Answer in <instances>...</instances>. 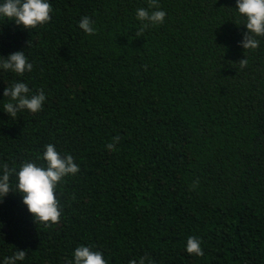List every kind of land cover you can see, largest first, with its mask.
I'll return each mask as SVG.
<instances>
[{"label": "trees", "instance_id": "obj_1", "mask_svg": "<svg viewBox=\"0 0 264 264\" xmlns=\"http://www.w3.org/2000/svg\"><path fill=\"white\" fill-rule=\"evenodd\" d=\"M48 2L51 20L34 29L0 17V59L21 50L33 65L22 76L0 68V175L4 164L46 167L47 144L79 172L57 185L50 226L11 175L0 264L19 249L16 264H69L81 245L108 264H264V36L242 47L236 0H158L164 22L140 37L147 0ZM16 82L43 90L39 112L3 111ZM189 236L202 256L187 253Z\"/></svg>", "mask_w": 264, "mask_h": 264}, {"label": "clouds", "instance_id": "obj_2", "mask_svg": "<svg viewBox=\"0 0 264 264\" xmlns=\"http://www.w3.org/2000/svg\"><path fill=\"white\" fill-rule=\"evenodd\" d=\"M148 7L138 8L136 17L141 21V27L137 30V37L150 26L162 24L166 13L159 10L158 0H147ZM149 9H156L149 11ZM236 9L238 13L246 17L244 24L247 31L243 34L240 44L244 49H256L259 47L260 40L257 37L264 36V0H236ZM52 5L48 0H3L0 3V17L7 18L15 24L25 29H34L38 26L47 24L51 20ZM93 21L84 16L79 21V27L86 34H94L95 28ZM239 25L238 23H236ZM5 57V56H0ZM241 68L248 65V59L239 60ZM0 68L3 70H11L17 75L22 76L25 72H31L32 63L28 61L23 51L17 50L0 59ZM30 88L26 83L16 82L10 87L3 90L4 97H10L12 102L5 103L3 111L13 118L18 113L28 110L32 113L39 112L45 101V94L40 90L36 94L29 95ZM119 137H114L112 143H108L105 147L108 150H115V143L119 141ZM42 158L46 161V167L38 166L35 162H24L19 171L15 168H9L4 164L3 174L0 175V199L13 191L10 184V177L15 174L17 178L16 190L22 195V201L27 206L33 220L43 223L45 226L59 223L62 208L60 202L55 195L57 185L69 175H75L79 172V165L74 162L72 155H61L53 144L45 145V151ZM0 233V238L3 237ZM186 251L188 254L202 256L203 249L201 240L194 236H189L186 242ZM25 251L18 250L11 257H5L3 264H16V261L24 260ZM73 261L69 264H108L100 251H93L88 246H78L73 252ZM150 257H141L139 264H145V259ZM129 264H136V261H130Z\"/></svg>", "mask_w": 264, "mask_h": 264}]
</instances>
